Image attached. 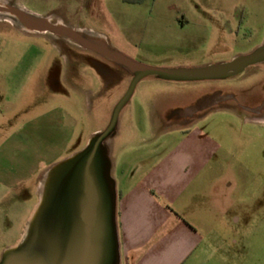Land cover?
<instances>
[{"label": "rangeland", "instance_id": "1", "mask_svg": "<svg viewBox=\"0 0 264 264\" xmlns=\"http://www.w3.org/2000/svg\"><path fill=\"white\" fill-rule=\"evenodd\" d=\"M0 1L56 27L27 30L8 21L9 15L14 19L11 14L0 15V141L27 120L63 107L67 122L76 130L69 151L81 150L99 130L79 155L62 165L69 169L64 173L71 174L70 179L84 178L97 137L110 125L140 69L221 74L225 61L240 62L264 52V0ZM260 120H264V61L222 77L146 75L135 85L96 157L121 141L126 142L121 150L143 145L138 151H148L169 134L182 135L180 131L191 123L212 134L224 144L228 176L238 186L227 194L229 242L223 264H264V123ZM94 162L93 158L89 174ZM237 165L243 171L240 177L234 172ZM64 199L70 205L65 216H57L55 208L44 222L48 230L54 226L63 230L58 237H64L65 220L71 221L69 229L75 237L66 241L63 252L57 246L40 255L23 251L19 260L15 253L21 251L11 249L2 264H86L84 252L88 247L91 254L95 251L89 215L82 214L76 197ZM78 218L86 225L74 227ZM10 236L0 237V248L13 240ZM44 243L45 239L33 238L24 247H45ZM103 253L108 256V250ZM218 260L215 257L212 263L219 264Z\"/></svg>", "mask_w": 264, "mask_h": 264}, {"label": "crops", "instance_id": "2", "mask_svg": "<svg viewBox=\"0 0 264 264\" xmlns=\"http://www.w3.org/2000/svg\"><path fill=\"white\" fill-rule=\"evenodd\" d=\"M244 60L225 61V73ZM98 132H92L81 150L69 151L76 130L63 107L56 106L0 141V237H13L0 248V264L11 249L21 251L15 253L19 260L23 251L40 255L57 246L63 252L66 241L75 237L71 221L65 220L64 237H58L63 230H48L44 222L55 208L57 216H65L67 197H76L82 214L89 215L95 251L86 253V264H213L215 257L225 263L227 194L238 186L229 179L224 144L191 123L182 135L169 134L144 152L138 151L143 145L134 148L136 152L121 150L126 143L121 141L96 157L98 146L91 175L70 179L62 165L79 155ZM234 172L243 175L238 165ZM85 225L78 218L74 227ZM33 238L45 239V247H24Z\"/></svg>", "mask_w": 264, "mask_h": 264}, {"label": "water", "instance_id": "3", "mask_svg": "<svg viewBox=\"0 0 264 264\" xmlns=\"http://www.w3.org/2000/svg\"><path fill=\"white\" fill-rule=\"evenodd\" d=\"M257 55L252 56L246 60H244V63L246 62H253L256 61L254 60V58H256ZM135 67H139V66H134L132 65V68ZM142 68V67H140ZM240 69L235 70V71H231L228 73H223V74H208V75H186V74H181L175 71H169V70H164V69H149V68H142L139 70V72L134 76V79L127 91V93L125 94V96L119 101V103L117 104L115 110H114V114L112 117V121L110 123V125L103 131L100 133V135L97 137L96 141H95V145H94V149H93V153L88 161V164L86 166V172L88 174L89 172V168H90V164L91 161L93 160L95 153L97 151V148L100 144V142L106 138L110 132L113 130L116 122H117V118L119 115L120 110L122 109V107L124 106V104L128 101V99L130 98L131 94L133 93V90L135 88V85L137 84V82L144 76L146 75H161V76H165V77H172V78H190V79H200V78H209V77H222V76H229V75H233L237 72H239Z\"/></svg>", "mask_w": 264, "mask_h": 264}, {"label": "bare ground", "instance_id": "4", "mask_svg": "<svg viewBox=\"0 0 264 264\" xmlns=\"http://www.w3.org/2000/svg\"><path fill=\"white\" fill-rule=\"evenodd\" d=\"M0 3H1V1H0ZM14 6V5H13ZM23 8V7H22ZM25 11V10H24ZM23 10H21L19 7H12V6H10V7H8V6H2L1 4H0V15H4V17H5V15L6 14H11L13 17H14V19L13 18H11V16L9 15V16H7V20L8 21H10V22H12L14 25H16V26H18V27H20V28H23V29H31V30H33V31H36L37 30V28L38 27H43L42 29L44 30H47L48 28H53V29H55L56 27H55V25L54 26H52V24L51 25H49V23H47L46 21H38V20H35V19H32L31 18V16H29V14H27L26 12H24ZM15 17H18L19 19L18 20H16L15 19ZM6 18V17H5ZM10 18V19H9ZM42 18V17H41ZM62 23V22H61ZM63 29L65 30V31H68V32H70V34L71 35H74L76 38H78V39H82L81 38V36H79V34L78 33H75L72 29H70V28H66V27H64L63 26ZM58 30V29H57ZM90 42V41H89ZM87 44H89L88 42H87ZM91 45V44H90ZM96 45V44H95ZM94 45V47H96L97 49H100V50H103V51H106V49H104V48H102V47H100V46H98V45H96L95 46ZM51 184V183H50ZM49 184V185H50ZM41 195V194H40ZM42 198V197H41ZM46 198V197H45Z\"/></svg>", "mask_w": 264, "mask_h": 264}, {"label": "flooded vegetation", "instance_id": "5", "mask_svg": "<svg viewBox=\"0 0 264 264\" xmlns=\"http://www.w3.org/2000/svg\"><path fill=\"white\" fill-rule=\"evenodd\" d=\"M254 60H256V61H253V62H250V63L249 62H246V63L243 62V64L238 68V69H240L239 71L243 70L247 65H249L251 63L263 62L264 61V52L263 53H260V52L257 53V56H256V58H254ZM238 69H236V70H238ZM233 71H235V70H233ZM260 123H264V120H262V121L260 120ZM89 249H90V247H88L87 252L89 251ZM87 252L86 251L84 252L85 255H86Z\"/></svg>", "mask_w": 264, "mask_h": 264}]
</instances>
